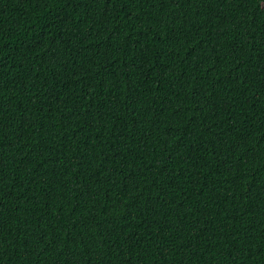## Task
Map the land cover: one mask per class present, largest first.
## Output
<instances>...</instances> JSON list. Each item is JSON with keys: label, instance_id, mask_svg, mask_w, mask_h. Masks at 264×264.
<instances>
[{"label": "trees", "instance_id": "1", "mask_svg": "<svg viewBox=\"0 0 264 264\" xmlns=\"http://www.w3.org/2000/svg\"><path fill=\"white\" fill-rule=\"evenodd\" d=\"M0 264H264V0H0Z\"/></svg>", "mask_w": 264, "mask_h": 264}]
</instances>
